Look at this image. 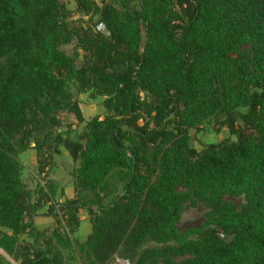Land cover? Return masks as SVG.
Here are the masks:
<instances>
[{"label":"trees","instance_id":"1","mask_svg":"<svg viewBox=\"0 0 264 264\" xmlns=\"http://www.w3.org/2000/svg\"><path fill=\"white\" fill-rule=\"evenodd\" d=\"M72 1L0 0V250L18 264H67L64 250L86 264H264V0ZM75 13L94 25L71 24ZM71 83L105 108L77 140L60 130L63 113L84 120ZM216 116L236 139L196 150L191 131ZM60 146L74 192L57 202ZM29 148L34 189L21 180ZM238 195L240 210L225 198ZM198 204L203 223L179 232Z\"/></svg>","mask_w":264,"mask_h":264},{"label":"rangeland","instance_id":"2","mask_svg":"<svg viewBox=\"0 0 264 264\" xmlns=\"http://www.w3.org/2000/svg\"><path fill=\"white\" fill-rule=\"evenodd\" d=\"M97 3L100 0H95ZM64 4L67 8L73 9L75 8V4L72 0H63ZM79 20V21H78ZM96 20V16H82L79 14H74L71 19V24L73 25H80L82 27L85 26H93ZM143 36V32H142ZM76 42L73 41L70 44L62 45L60 48L64 50L67 54H71L73 49L75 48ZM70 91L72 92L74 98L77 99L79 107L81 109L83 115V122H77L75 116L73 114H61L62 125L60 130H68L69 135L72 136V140H77V135L80 130H82L85 123L93 116H100L102 117L105 114V108L102 105V96L92 97L90 95V91L85 92H77L74 83L70 84ZM240 112H245V108H240ZM221 116L213 117L205 122H203L198 131H191V139H192V146L196 148V150H200L205 144L209 143H216L224 138H229L230 140H235L236 137L226 129V127L221 126L220 121ZM239 123V122H238ZM66 149V148H65ZM67 150V149H66ZM68 151V150H67ZM69 152V151H68ZM19 159L22 164L21 170V180L26 185V187L30 189H34L37 183L42 182L43 174L39 173L37 170V163H36V156L35 151L32 148L24 151L23 153L19 154ZM59 163L61 164L58 168V171L54 170L55 165L52 166L51 171L49 172L48 177H50L51 173H54V178L57 180H61L62 183L65 185H69L72 183L71 171L75 166L73 161L72 169H70L71 165L66 164L63 158L59 157ZM51 178L55 180L54 178ZM62 196H65V192L62 191ZM227 200L231 201L237 210H240L245 205V198L243 195L238 196H226ZM109 200V199H106ZM105 200V201H106ZM43 209V208H42ZM207 208L203 204H198L195 207H187L183 210L176 227L179 232H184L189 228H197L199 225L203 223L206 218ZM80 225L76 229L75 233L73 234L79 241H83L86 235L90 232V222L89 217L85 210H80L79 214ZM44 224L36 227L39 230H44L48 235L53 228H55V222H53L48 227H42ZM88 226V227H87ZM89 228V231L87 230ZM3 231L8 232L7 230L0 228ZM18 242H31V238L27 235L22 234L18 236ZM43 239L41 238L39 243H42ZM147 245H153L152 242L147 243ZM65 262L67 264H86L81 255L75 251L72 252L70 250H64ZM1 256V264H6L9 262L10 264H18L14 262L8 255L0 250ZM116 258H120L119 256L113 257V259L107 264H114Z\"/></svg>","mask_w":264,"mask_h":264},{"label":"crops","instance_id":"3","mask_svg":"<svg viewBox=\"0 0 264 264\" xmlns=\"http://www.w3.org/2000/svg\"><path fill=\"white\" fill-rule=\"evenodd\" d=\"M68 137L70 139H72V136L68 135ZM59 149H60V153L53 155V162H55V164L57 165V167H54V170L58 171L59 170L58 168L61 165L59 163V160H58L59 157L63 158V160L65 161V163L67 165L70 164L71 165L70 169H72L73 161L71 159V156H70L69 152L65 149L64 146H60ZM53 176H54V173H51L50 177L52 178ZM54 179L60 185V189L57 191V193H56V195L54 197L55 201H57V202L58 201H64L65 199L70 198L73 195V192H74L73 182L70 183L69 185H65L64 183L61 182V180H59V179L57 180L56 178H54ZM62 191H63V193L65 192V196H62ZM44 210H45V207L43 209H41L40 211L42 212ZM33 222H34V225L36 227H38V226H40L42 224H44V226H42V227H48V226H50L52 224L53 218L52 217H48V216L35 217ZM87 230L89 231V228H87Z\"/></svg>","mask_w":264,"mask_h":264},{"label":"built area","instance_id":"4","mask_svg":"<svg viewBox=\"0 0 264 264\" xmlns=\"http://www.w3.org/2000/svg\"><path fill=\"white\" fill-rule=\"evenodd\" d=\"M94 31L100 32L104 35L107 34V31L102 23H97L94 27H92ZM114 264H131L128 259L125 258H116Z\"/></svg>","mask_w":264,"mask_h":264}]
</instances>
